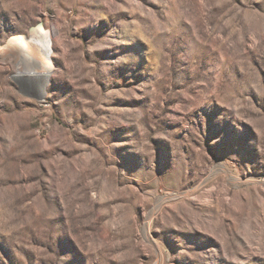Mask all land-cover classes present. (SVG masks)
I'll return each instance as SVG.
<instances>
[{
	"label": "rangeland",
	"instance_id": "obj_1",
	"mask_svg": "<svg viewBox=\"0 0 264 264\" xmlns=\"http://www.w3.org/2000/svg\"><path fill=\"white\" fill-rule=\"evenodd\" d=\"M39 23L43 98L0 52V264H264V0H0V49Z\"/></svg>",
	"mask_w": 264,
	"mask_h": 264
},
{
	"label": "bare ground",
	"instance_id": "obj_2",
	"mask_svg": "<svg viewBox=\"0 0 264 264\" xmlns=\"http://www.w3.org/2000/svg\"><path fill=\"white\" fill-rule=\"evenodd\" d=\"M47 35L48 32L43 28L42 32L33 42H31L30 38L27 41L24 37H21L20 44H17L15 48L7 47L6 43L0 49V52L3 51L5 56H12L17 60L18 68L12 74V80L16 81L20 86L24 85L32 90L34 95L39 99L44 97L45 89L52 76L51 63L48 57ZM37 45L40 48L37 47L38 50L36 51ZM28 56H32V61L27 62L28 64L26 65L21 64L20 62L25 61Z\"/></svg>",
	"mask_w": 264,
	"mask_h": 264
},
{
	"label": "water",
	"instance_id": "obj_3",
	"mask_svg": "<svg viewBox=\"0 0 264 264\" xmlns=\"http://www.w3.org/2000/svg\"><path fill=\"white\" fill-rule=\"evenodd\" d=\"M42 30H43L42 23H39L35 27L29 29V36H30L29 38L31 39V42H33L37 38V36H39ZM20 40L21 37L9 39L7 42V47H12V45H15L14 44L15 41L20 42Z\"/></svg>",
	"mask_w": 264,
	"mask_h": 264
}]
</instances>
